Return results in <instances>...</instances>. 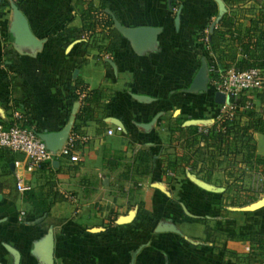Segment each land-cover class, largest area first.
<instances>
[{"label":"crops","instance_id":"1","mask_svg":"<svg viewBox=\"0 0 264 264\" xmlns=\"http://www.w3.org/2000/svg\"><path fill=\"white\" fill-rule=\"evenodd\" d=\"M222 2L224 13L238 16L234 5ZM11 3L37 45L14 42ZM243 3L255 7L253 0ZM87 4L100 8V0H0V122L7 123L17 111L37 134L68 126V133L74 127L73 133L84 137L71 148L77 161L59 155L34 170L25 169L22 153L0 149V264L264 260V194L231 206L219 199L220 167L208 182L186 167L183 173L163 171L167 118L200 129L216 118L219 106L210 83L232 64L218 63L200 34L208 39L224 13L218 16L214 0H105L100 9L108 26L85 33L80 12ZM120 27L153 30L132 39ZM111 29L119 37L109 52L102 37ZM201 65L204 89L191 88ZM75 80L100 93L83 122L76 118L80 100L68 96ZM263 92L248 100L262 117ZM252 140L254 153L264 157V135L253 132ZM17 178L51 201L46 228L29 213L15 187ZM129 213L131 219L119 223ZM249 233L261 236L260 246L245 237ZM49 236L50 260L43 255Z\"/></svg>","mask_w":264,"mask_h":264},{"label":"trees","instance_id":"2","mask_svg":"<svg viewBox=\"0 0 264 264\" xmlns=\"http://www.w3.org/2000/svg\"><path fill=\"white\" fill-rule=\"evenodd\" d=\"M171 1L176 4L179 0ZM222 1L234 5L238 16L244 13L247 15L239 19L238 16L224 13L213 27L209 38L203 41L204 45L216 55L218 63L232 64L235 70L249 67L264 69V0H253L255 7H242L244 0ZM14 3L18 5L19 2L14 1ZM104 5L105 0H100V8ZM100 8H93L87 4L81 9L82 32H91L98 25L108 26V17L101 13ZM243 19L246 21L245 25L240 21ZM203 35L201 33L200 38L204 37ZM118 37V32L113 29L109 30L107 35H103L102 38L107 40V51L110 52L118 46ZM87 45V42L83 43L82 48L85 50ZM67 88L70 100L78 98V91H85L80 99L81 105L76 118L81 122L87 120L91 111L89 104L99 98V91L87 90L78 80ZM260 96L263 97L264 92ZM245 101L247 100L242 98L239 103L244 105ZM73 128L72 132H74ZM164 128L168 132V145L177 141L176 138L178 139L179 136H184L182 143L183 148L186 149L180 155L164 153L165 173L174 171L183 173L186 167L199 179L208 182L210 173L220 167L224 180L219 199L220 202L223 201L231 206L248 204L257 198L258 193L264 192V184L256 187L245 186V179L250 173L264 177V157L254 153L252 140L253 132L264 135V117L254 111L250 103L236 109L230 118L220 117L214 120L207 128L200 129L195 125L180 126V123L171 117L167 118ZM197 152L202 155V159H198ZM43 164H40L39 168ZM21 197L28 204L29 213L36 218V224L46 228L50 223L51 201L31 189L23 190ZM204 232L209 233L210 229L205 226ZM245 237L260 246L262 239L258 233H249ZM262 261L264 260L260 262Z\"/></svg>","mask_w":264,"mask_h":264},{"label":"built area","instance_id":"3","mask_svg":"<svg viewBox=\"0 0 264 264\" xmlns=\"http://www.w3.org/2000/svg\"><path fill=\"white\" fill-rule=\"evenodd\" d=\"M206 40L207 37L204 35L203 41ZM210 84L214 91L222 93L226 99L223 103L218 104L215 120L220 117L230 118L236 109L249 105L248 101H245L244 105L239 103L240 95L261 90L264 85V69L249 67L235 70L231 67L220 71ZM77 94L80 100L85 91H78ZM106 133H111V130H107ZM75 141L82 142L84 137L69 132L60 147L51 151L45 147L33 128L25 124V118L21 113L14 111L7 123L0 122V149L22 153L26 170L37 169L40 164L59 155L68 156L70 161H77L76 154L71 151ZM15 187L18 191L27 189L19 178L16 179ZM22 214L19 212L18 216ZM258 264H264V261Z\"/></svg>","mask_w":264,"mask_h":264},{"label":"water","instance_id":"4","mask_svg":"<svg viewBox=\"0 0 264 264\" xmlns=\"http://www.w3.org/2000/svg\"><path fill=\"white\" fill-rule=\"evenodd\" d=\"M217 5V14L218 16L222 15L224 13L225 8L222 0H214ZM12 15H13V22L10 27V32L13 35V40L16 44L19 45H37L38 40L34 37V35L31 33L26 19L20 12L19 8L14 4H10ZM216 17L215 21L219 19V17ZM120 32L126 35L129 38L136 39L140 38L142 36H147L152 32V28L149 27H120ZM212 29V26L210 27ZM204 66L201 65L198 70L196 71L194 77L191 80L190 87L195 89H204ZM225 97L222 93L215 91L213 93V101L216 104H221L225 101ZM69 127L65 126L62 129L55 131V132H46V133H40L37 134L38 137L43 141L45 147L48 150L54 151L57 150L60 145L62 144L63 140L67 136ZM210 187V186H209ZM215 191L217 189L211 188ZM133 213H129L127 216H124L121 218L119 223H125L129 221L132 217ZM51 245H52V237L49 236L47 240L45 241L44 248H43V255L46 259H51ZM10 251L13 254H16L14 250L10 249Z\"/></svg>","mask_w":264,"mask_h":264},{"label":"rangeland","instance_id":"5","mask_svg":"<svg viewBox=\"0 0 264 264\" xmlns=\"http://www.w3.org/2000/svg\"><path fill=\"white\" fill-rule=\"evenodd\" d=\"M241 5H242V7H248V6H243V5H246L244 3H242ZM261 89L264 90V85L262 86ZM257 93L258 92H254V93H250V94H242L239 96V100L242 98H245L248 101L249 99H251L252 96L257 95ZM183 137L184 136H179L178 139L176 138L177 141H175V142L173 141L171 145L167 144L166 147L164 148V151H166L164 153H171L174 155H180L181 153L186 151V149L183 148V143H182ZM196 156L198 157L199 160L202 159V155L199 154L198 152L196 153ZM260 184H264V177H261V176L258 177L257 174L250 173L249 176L245 179V186L249 185V186L256 187L257 185H260ZM263 194H264V192L258 193L257 197L262 196Z\"/></svg>","mask_w":264,"mask_h":264}]
</instances>
